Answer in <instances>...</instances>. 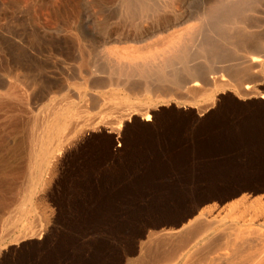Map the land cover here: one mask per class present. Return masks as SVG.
Instances as JSON below:
<instances>
[{
    "label": "rangeland",
    "instance_id": "374dc122",
    "mask_svg": "<svg viewBox=\"0 0 264 264\" xmlns=\"http://www.w3.org/2000/svg\"><path fill=\"white\" fill-rule=\"evenodd\" d=\"M37 1L0 0V264H125L150 232L208 211L227 225L242 196L264 205V97L218 91L204 113L159 106L66 149L25 129L23 10L44 19Z\"/></svg>",
    "mask_w": 264,
    "mask_h": 264
},
{
    "label": "bare ground",
    "instance_id": "6f19581e",
    "mask_svg": "<svg viewBox=\"0 0 264 264\" xmlns=\"http://www.w3.org/2000/svg\"><path fill=\"white\" fill-rule=\"evenodd\" d=\"M37 2L44 19L23 10V127L56 138L51 150L101 128L118 134L131 119L150 121L159 106L204 113L218 91L264 97V0ZM229 46L239 55L227 58ZM210 213L150 232L125 264H264V229L253 225L264 224L260 198L233 203L227 225Z\"/></svg>",
    "mask_w": 264,
    "mask_h": 264
}]
</instances>
